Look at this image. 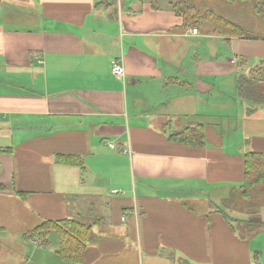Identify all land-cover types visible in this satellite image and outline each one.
<instances>
[{
    "label": "crops",
    "instance_id": "0c3cea01",
    "mask_svg": "<svg viewBox=\"0 0 264 264\" xmlns=\"http://www.w3.org/2000/svg\"><path fill=\"white\" fill-rule=\"evenodd\" d=\"M194 1L246 36L186 28L168 0H0V264H61L55 233L24 234L63 218L90 227L82 264H264L247 225L264 188L223 204L264 154V82L253 110L236 91L264 61V15ZM194 125L203 144L169 139Z\"/></svg>",
    "mask_w": 264,
    "mask_h": 264
},
{
    "label": "trees",
    "instance_id": "16d2710c",
    "mask_svg": "<svg viewBox=\"0 0 264 264\" xmlns=\"http://www.w3.org/2000/svg\"><path fill=\"white\" fill-rule=\"evenodd\" d=\"M229 4H239L247 0H225ZM170 8L183 19L184 27H198L203 23H209L213 32L219 35L245 37L246 30L224 18L222 15L207 10L199 11L194 0H168ZM253 11L257 15H264V0L252 1ZM241 62V61H240ZM264 82V61L248 72L240 73L237 77V95L243 101L250 103V110L255 108L254 104L260 103L262 91L258 84ZM253 107V108H252ZM174 142L186 145L198 146L203 144L204 137L199 125L188 126L181 131L174 132L169 136ZM11 148H0V151H10ZM244 157V180L241 185V197L249 199L251 191L258 186H264V154L258 152H247ZM56 162H67L72 165H81L82 160L77 156H58ZM82 166V165H81ZM232 191L223 204L229 207L235 196ZM251 201L247 202L249 206ZM250 232L264 229L263 222H247ZM55 233L58 239L57 254L61 264H82V252L90 239V227L78 218H63L59 220L43 219L36 227L24 234L26 240L35 239L41 246L48 245V237Z\"/></svg>",
    "mask_w": 264,
    "mask_h": 264
},
{
    "label": "rangeland",
    "instance_id": "374dc122",
    "mask_svg": "<svg viewBox=\"0 0 264 264\" xmlns=\"http://www.w3.org/2000/svg\"><path fill=\"white\" fill-rule=\"evenodd\" d=\"M252 1L253 0H247V1H245V3H243V2L242 3L244 4V7H248V6L251 7ZM258 187H256L255 189H257ZM261 187L264 188V186H261ZM234 194H235V196L233 197V201L231 202V205L229 207L230 208L245 209L246 210V208H247V199H244L243 197H241V192L240 191H239V193L236 192ZM248 198H250V197H248ZM240 199H242V200H240ZM256 200H259V204L256 202L257 206L261 207L262 206L261 204H264V197H262V195H260ZM228 213H226V215L230 218ZM235 225H236V223H235Z\"/></svg>",
    "mask_w": 264,
    "mask_h": 264
},
{
    "label": "built area",
    "instance_id": "2783aa9c",
    "mask_svg": "<svg viewBox=\"0 0 264 264\" xmlns=\"http://www.w3.org/2000/svg\"><path fill=\"white\" fill-rule=\"evenodd\" d=\"M117 2H119L120 0H116ZM111 72L113 75L117 76L118 78H124L125 76V71H124V67L122 64V60L121 59H115L111 62ZM111 146V145H110ZM117 190H112V192H116ZM35 244H39V241L34 240Z\"/></svg>",
    "mask_w": 264,
    "mask_h": 264
}]
</instances>
